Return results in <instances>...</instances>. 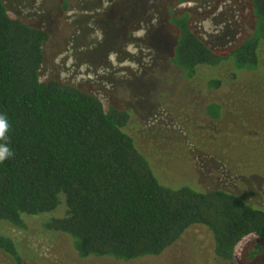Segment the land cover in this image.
Masks as SVG:
<instances>
[{
	"label": "rangeland",
	"instance_id": "374dc122",
	"mask_svg": "<svg viewBox=\"0 0 264 264\" xmlns=\"http://www.w3.org/2000/svg\"><path fill=\"white\" fill-rule=\"evenodd\" d=\"M12 18L49 33L42 81L58 80L130 113L125 131L159 181L200 193L223 189L264 211V41L256 70L233 61L201 65L193 78L171 62L176 29L169 15L189 14L193 32L216 50L234 48L254 30L250 0H5ZM219 79L218 89L209 86ZM221 106L220 117L209 115ZM63 209L0 234L18 246L22 264H264V237L250 235L233 260L215 254L212 232L190 228L160 256L125 262L81 258L73 239L46 228ZM0 264L14 260L0 251Z\"/></svg>",
	"mask_w": 264,
	"mask_h": 264
},
{
	"label": "trees",
	"instance_id": "16d2710c",
	"mask_svg": "<svg viewBox=\"0 0 264 264\" xmlns=\"http://www.w3.org/2000/svg\"><path fill=\"white\" fill-rule=\"evenodd\" d=\"M255 25L240 45L216 50L198 37L189 14L169 15L176 29L171 62L187 78L201 65L233 61L256 70L264 41V0H250ZM49 33L12 18L0 0V113L10 123L15 155L0 164V222L17 229L25 220L63 209L46 228L73 239L81 258L130 262L160 256L192 227L213 234L215 254L231 261L248 236L264 237V211L223 189L207 193L163 185L125 128L128 111L106 109L94 94L58 80L42 81ZM209 86L218 89L222 81ZM221 106L209 115L220 117ZM0 251L22 264L13 238L0 234Z\"/></svg>",
	"mask_w": 264,
	"mask_h": 264
},
{
	"label": "clouds",
	"instance_id": "9594fccd",
	"mask_svg": "<svg viewBox=\"0 0 264 264\" xmlns=\"http://www.w3.org/2000/svg\"><path fill=\"white\" fill-rule=\"evenodd\" d=\"M10 130L9 119L6 114L0 113V164L14 157L15 153L8 143Z\"/></svg>",
	"mask_w": 264,
	"mask_h": 264
}]
</instances>
